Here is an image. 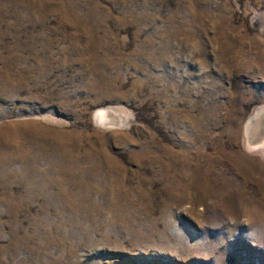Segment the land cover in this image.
I'll return each mask as SVG.
<instances>
[{"label":"rangeland","instance_id":"obj_1","mask_svg":"<svg viewBox=\"0 0 264 264\" xmlns=\"http://www.w3.org/2000/svg\"><path fill=\"white\" fill-rule=\"evenodd\" d=\"M258 108L264 0H0V264H264Z\"/></svg>","mask_w":264,"mask_h":264},{"label":"bare ground","instance_id":"obj_2","mask_svg":"<svg viewBox=\"0 0 264 264\" xmlns=\"http://www.w3.org/2000/svg\"><path fill=\"white\" fill-rule=\"evenodd\" d=\"M104 116L111 119H115L114 115L110 112L99 113L94 115V121L98 124H103ZM245 134L250 144H256L257 146L264 144V109H256L247 119L245 124Z\"/></svg>","mask_w":264,"mask_h":264}]
</instances>
